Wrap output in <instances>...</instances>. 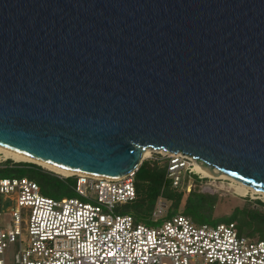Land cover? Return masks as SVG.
Instances as JSON below:
<instances>
[{
	"label": "water",
	"instance_id": "water-1",
	"mask_svg": "<svg viewBox=\"0 0 264 264\" xmlns=\"http://www.w3.org/2000/svg\"><path fill=\"white\" fill-rule=\"evenodd\" d=\"M0 143L107 179L182 153L264 194V0H0Z\"/></svg>",
	"mask_w": 264,
	"mask_h": 264
},
{
	"label": "built area",
	"instance_id": "built-area-1",
	"mask_svg": "<svg viewBox=\"0 0 264 264\" xmlns=\"http://www.w3.org/2000/svg\"><path fill=\"white\" fill-rule=\"evenodd\" d=\"M158 151L174 184L175 172L192 173L190 156ZM136 170L118 179L75 175V196L59 200L41 196L26 177L0 179L1 213L10 219L0 224V264H264V240L240 236L235 223L195 224L176 214L157 225L161 203L150 226L116 213L136 198Z\"/></svg>",
	"mask_w": 264,
	"mask_h": 264
},
{
	"label": "trees",
	"instance_id": "trees-1",
	"mask_svg": "<svg viewBox=\"0 0 264 264\" xmlns=\"http://www.w3.org/2000/svg\"><path fill=\"white\" fill-rule=\"evenodd\" d=\"M52 172H48L32 163H16L11 160L0 162V179L26 177L38 185H41L44 181L59 182L68 186L75 183L74 176L59 178L54 174L55 172ZM134 186L136 198L130 203L132 207L130 215L136 222L147 226L152 225L151 214L159 197L170 202L167 218L178 214L183 194L171 189L172 180L168 178L167 163L163 167H158L154 163L143 161L135 172ZM216 201L217 197L214 195L191 190L185 200L181 214L195 223L199 222V219H211V211ZM259 207H262V209H259ZM225 222H235L236 230L240 236L264 240V204L260 201L255 202V207H244L235 210L229 218L225 219Z\"/></svg>",
	"mask_w": 264,
	"mask_h": 264
},
{
	"label": "rangeland",
	"instance_id": "rangeland-1",
	"mask_svg": "<svg viewBox=\"0 0 264 264\" xmlns=\"http://www.w3.org/2000/svg\"><path fill=\"white\" fill-rule=\"evenodd\" d=\"M161 155L166 156L163 153H160L159 151L151 152L150 155L151 157L149 156L145 158L143 161H148L150 163L156 164L158 167H163L164 165H166L167 159L165 158L161 159L159 157ZM5 160H11V159H5L2 155H0V162H4ZM23 163H29V162H23ZM187 163L189 164V168L192 170L193 161L191 162L190 160H187ZM41 168H43L48 172H52L47 168L44 167ZM191 172L192 173L190 174L184 170H182L181 172H175L172 176L179 177V181L177 182V184H174L172 178L168 176V178L172 180L171 189L177 192H181L183 194L182 201L178 208V214H181V212L183 211L185 200L191 190H195L197 192L212 196L214 195L217 197V201L211 211V215H210L211 219H207V220L199 219L198 220L199 222L196 223L194 222L195 224L205 223L209 225H216L218 223H227L225 222V219L229 218L235 212V210H240L244 207H251V206L255 207L256 201H260L264 204V198L260 195H252L249 193L247 196L243 197V194L241 193L239 187L236 184L230 182L229 180H225V179L212 180L209 178H203L193 170ZM54 174L59 176L60 178H65V176L58 175L56 172ZM39 186L41 188L40 195L45 198L59 200L61 198H69L75 196V194L71 189V186H73V184L68 186L59 182L44 181ZM158 203H161L165 207L164 209L165 212L163 216L158 219L157 225H160L168 217L169 214L168 207L170 206V202L164 200L162 197H159L155 203V206ZM2 205H3V201L0 198V224L4 225L6 223H9L10 219L8 218V216L2 215L1 213ZM7 205L10 204L8 203ZM115 209H116L115 210L116 213L131 214L132 212V207L130 206V204L123 206H116ZM259 209H262V207H259ZM255 238H257V236H255Z\"/></svg>",
	"mask_w": 264,
	"mask_h": 264
},
{
	"label": "bare ground",
	"instance_id": "bare-ground-1",
	"mask_svg": "<svg viewBox=\"0 0 264 264\" xmlns=\"http://www.w3.org/2000/svg\"><path fill=\"white\" fill-rule=\"evenodd\" d=\"M151 152H152V150H150V149H147L146 151H144V153L142 155V159L144 160L145 158L149 157L151 155ZM0 155H2L5 159H11V160L16 161V162L35 163L41 167H44V168H47L53 172H56L58 175H61V176H65V177L72 176L69 173H62V172H60L56 169H53V168H51L45 164H42V163L36 162L30 158H27L26 156H23L19 152L1 144V143H0ZM192 170L194 172H196L197 174H199L200 176H202L203 178H209L212 180H218V179L229 180L230 182H232L233 184H236L239 187L241 193L243 194V197L247 196L250 193L252 195H260L264 198L263 193L257 192L255 190L245 186L242 183L236 182L232 178H229L225 175H219V174L212 175L210 170L208 168H206L201 162L193 160V169Z\"/></svg>",
	"mask_w": 264,
	"mask_h": 264
}]
</instances>
